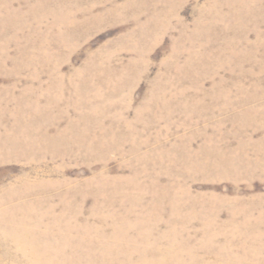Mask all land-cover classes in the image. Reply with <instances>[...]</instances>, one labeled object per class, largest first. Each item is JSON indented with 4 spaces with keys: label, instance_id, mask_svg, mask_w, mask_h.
Listing matches in <instances>:
<instances>
[{
    "label": "rangeland",
    "instance_id": "374dc122",
    "mask_svg": "<svg viewBox=\"0 0 264 264\" xmlns=\"http://www.w3.org/2000/svg\"><path fill=\"white\" fill-rule=\"evenodd\" d=\"M3 211L0 264H34L6 230L64 264H264V0H0Z\"/></svg>",
    "mask_w": 264,
    "mask_h": 264
},
{
    "label": "bare ground",
    "instance_id": "6f19581e",
    "mask_svg": "<svg viewBox=\"0 0 264 264\" xmlns=\"http://www.w3.org/2000/svg\"><path fill=\"white\" fill-rule=\"evenodd\" d=\"M134 209V208H133ZM131 210V209H130ZM134 211V210H133ZM34 213V212H33ZM30 214V213H29ZM0 215L2 217H5L7 214L3 212L0 213ZM35 215V214H33ZM39 221V220H38ZM41 223V222H40ZM28 224V222H22L20 225H26ZM37 224V223H36ZM39 225V224H38ZM6 229V228H5ZM3 229V230H5ZM150 231V230H149ZM152 231V230H151ZM9 232V233H7ZM4 233H6V235L9 237L13 236L16 240V243L18 244V247L22 250H27V252L30 253L29 261L30 263H34V264H64V258H63V250L61 248V245L59 242L55 243L54 245L50 246V245H46L43 248H41V246L35 245L33 244L31 241V248L29 246H27L28 240L31 237H34L32 234H28L26 232H15L12 230H6L4 231ZM116 234V233H115ZM145 234H147L146 232L141 231V238L145 237V241L148 239L147 236H145ZM117 235V234H116ZM125 234H120L118 237H122ZM150 237V236H149ZM7 238V237H6ZM152 238V237H151ZM144 239V238H143ZM143 241V242H145ZM153 244H156L155 242ZM261 247L263 248L264 246L261 245ZM25 250L23 252V254L25 255ZM26 252V254H28ZM29 255V254H28ZM149 259V258H148ZM163 259H166V256H164ZM163 259L161 260H154L155 262L159 263V264H166ZM151 260V259H149ZM28 261V260H27Z\"/></svg>",
    "mask_w": 264,
    "mask_h": 264
}]
</instances>
